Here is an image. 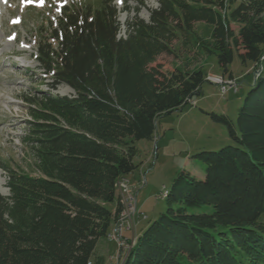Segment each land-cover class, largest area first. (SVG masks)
Instances as JSON below:
<instances>
[{"label":"trees","instance_id":"16d2710c","mask_svg":"<svg viewBox=\"0 0 264 264\" xmlns=\"http://www.w3.org/2000/svg\"><path fill=\"white\" fill-rule=\"evenodd\" d=\"M114 1L102 0L95 10L63 7L48 40L40 35L41 67L75 96L34 101L29 141L40 176L8 171L10 196L0 194V264L93 261L121 211V180L138 170L136 142L153 141L159 119L184 110L208 82L202 70L164 72L156 64L173 54L177 33L191 35L197 23L210 28V41L198 47L217 56L230 79L235 54L255 71L262 67L264 0H159L150 22H127L121 38ZM260 74L236 127L212 114L233 146L196 155L204 178L178 175L166 191V212L128 240L131 249L122 251L119 264H264ZM202 207L212 212L198 213Z\"/></svg>","mask_w":264,"mask_h":264},{"label":"rangeland","instance_id":"374dc122","mask_svg":"<svg viewBox=\"0 0 264 264\" xmlns=\"http://www.w3.org/2000/svg\"><path fill=\"white\" fill-rule=\"evenodd\" d=\"M101 2L102 0H0V164L3 166L0 168V193L5 197L10 195L6 187L9 170L33 177L40 176L29 141L34 101L46 95L66 98L75 96L72 88L53 82L38 63L37 46L40 35L43 33V39L48 40L50 23L53 22L54 27L56 26L61 7L91 6L95 10L101 7ZM113 5L118 11L121 36L126 34L127 22L139 19L149 23L151 11L160 6L159 0H115ZM232 28L236 32L239 29L237 25H232ZM210 31L204 23H197L193 26L191 35L177 33V39L171 45L173 54L160 55L156 64H160L164 72H174L177 69L202 70L207 80L212 76L224 82H237L239 91L223 96L218 85L206 82L202 86V94L195 97L184 110L159 119L153 141L136 142L137 156L134 163L138 170L127 179L133 187H138V181L143 177L147 183L137 194L139 211L145 216L136 227L137 237L166 212L168 203L164 194L171 189L181 172L186 171L198 179L204 178L205 165L196 158L197 154L233 146L226 126L216 122L212 114L226 116L236 127L238 110L257 80L256 76H259L253 63H241L235 54L234 61L229 66L233 79H229L219 66L217 56L209 55L198 47L197 43L201 40L210 41ZM261 69L263 72L264 61ZM263 74L264 72L260 75ZM137 191L138 189L135 190L136 193ZM161 192L162 197L159 198ZM196 211L210 213L212 208L202 207ZM126 236L130 238L129 234ZM130 249L131 246H128L123 251L128 252ZM107 251L110 256H115L118 248L105 237L98 242L95 255L97 252L105 254Z\"/></svg>","mask_w":264,"mask_h":264},{"label":"built area","instance_id":"2783aa9c","mask_svg":"<svg viewBox=\"0 0 264 264\" xmlns=\"http://www.w3.org/2000/svg\"><path fill=\"white\" fill-rule=\"evenodd\" d=\"M264 61V55L262 57ZM258 75L262 72V69L256 70ZM209 81L220 86L221 93L226 95L229 92H238V84L234 81L224 82L219 78L209 77ZM140 179L138 181V189H143L147 186L146 180ZM136 187L131 186L130 181L127 178L121 180L119 187V202L121 206V211L114 222L113 229L108 233L107 239L111 242H114L117 245L118 251L115 256L109 257L104 264H117L120 254L125 250L128 245V240L135 238L136 236V227L139 224V220L145 218L142 213L139 211L138 199L135 190ZM162 197V192L159 198ZM129 234L130 238L126 236ZM91 264H96L94 261Z\"/></svg>","mask_w":264,"mask_h":264},{"label":"crops","instance_id":"0c3cea01","mask_svg":"<svg viewBox=\"0 0 264 264\" xmlns=\"http://www.w3.org/2000/svg\"><path fill=\"white\" fill-rule=\"evenodd\" d=\"M135 186H136V185H135ZM113 207H114V206H113ZM112 228H113V226H112ZM112 228H111V229H112ZM110 231H111V230H110ZM97 245H98V244H97ZM109 256H110L109 251H107L105 254H101V253H98V252H97L96 255H95V253H94V256H93L92 260H93V261H96L97 258H102V259H103L102 261H103V263H104V262L108 259ZM103 263H102V264H103Z\"/></svg>","mask_w":264,"mask_h":264},{"label":"bare ground","instance_id":"6f19581e","mask_svg":"<svg viewBox=\"0 0 264 264\" xmlns=\"http://www.w3.org/2000/svg\"><path fill=\"white\" fill-rule=\"evenodd\" d=\"M166 193H167V192H166ZM166 193L164 194V196L166 195ZM128 246H129V245H127L126 248H128ZM129 247H130V246H129ZM126 248H125V249H126ZM91 263H92V261H90L88 264H91ZM117 264H119V262H117Z\"/></svg>","mask_w":264,"mask_h":264},{"label":"snow or ice","instance_id":"6c2138e0","mask_svg":"<svg viewBox=\"0 0 264 264\" xmlns=\"http://www.w3.org/2000/svg\"><path fill=\"white\" fill-rule=\"evenodd\" d=\"M5 2H7V0H5Z\"/></svg>","mask_w":264,"mask_h":264}]
</instances>
